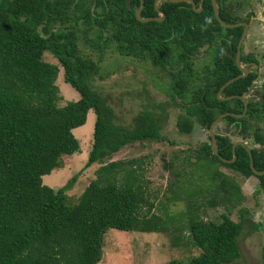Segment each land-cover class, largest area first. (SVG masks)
Listing matches in <instances>:
<instances>
[{"label": "trees", "instance_id": "trees-1", "mask_svg": "<svg viewBox=\"0 0 264 264\" xmlns=\"http://www.w3.org/2000/svg\"><path fill=\"white\" fill-rule=\"evenodd\" d=\"M143 19L160 17L155 0H143ZM221 20L228 25L249 22L240 18L244 0H215ZM193 3L197 12L193 9ZM140 0H0V264H98L102 258L103 237L110 229L122 232L168 233L169 214L163 204L161 214L144 196L132 171L119 170L110 162L97 172L75 204L67 193L78 178L72 177L56 190L43 185L42 178L58 167L63 155L79 152L73 130L85 125L93 111V141L85 168L105 164L125 146L136 142H169L162 134L168 103L151 106L137 114L131 128L115 123V111L95 88L99 69L81 56L79 38L100 49L114 43L118 52L153 65L170 75L166 85L168 99L184 110L177 118L180 133L191 134L194 123L208 131L220 115H227L226 134H216L218 156L209 143L195 153L200 163L210 168L208 189L220 194L223 204L236 207L244 196L236 182L220 172L224 167L243 176L255 177L264 194V175L250 168V156L227 135L251 137L264 147V84L256 101L244 103L239 97L249 93L257 73L232 82L220 98L219 90L242 72L236 65L237 46L243 27L223 28L216 20L211 0L174 3L161 1L157 8L163 21L139 22L135 13ZM82 35V36H79ZM210 52L204 71L197 74L193 59ZM49 53L57 64L43 60ZM264 59V54H263ZM240 64H257L253 56H242ZM65 83L79 95L75 104L60 106L62 100L55 84L59 69ZM179 100L180 103L176 101ZM256 172H264V151H251ZM123 172L125 182L117 184ZM182 175V174H181ZM171 203L187 201L189 231L202 254L188 264H232L239 259L237 238L243 220L232 221L222 215L218 223L206 221L205 205L216 207L215 198L196 208L189 198L201 195L191 185L177 187ZM181 192L185 197L181 196ZM201 212V213H200ZM247 214V213H246ZM166 264H182L170 261Z\"/></svg>", "mask_w": 264, "mask_h": 264}, {"label": "rangeland", "instance_id": "rangeland-1", "mask_svg": "<svg viewBox=\"0 0 264 264\" xmlns=\"http://www.w3.org/2000/svg\"><path fill=\"white\" fill-rule=\"evenodd\" d=\"M242 5L240 18L248 19L250 13L253 15L249 18L250 25L242 45V56H253L257 60L256 65L251 64L248 68L249 72L257 73V80L244 97L247 101H256L264 84V0H244ZM78 49L82 57L96 63L99 72L94 88L115 111L117 125L131 128L137 114L151 110L154 104L168 103L162 134L173 142H136L122 148L106 160L105 164L95 163L85 168L92 147L95 123V115L93 111H89L85 125L73 130L79 143V152L61 156L58 167L42 178L43 185L56 190L79 174L73 189L67 193L69 203L75 204L89 183L97 178L96 172L102 166L119 162L122 164L119 170L132 171V175L137 177L144 196L153 204V212L161 214L163 204L167 207L170 216L168 233L110 229L103 237L102 258L98 264H166L170 261L188 264L187 262L200 256L202 251L195 245L188 227L187 201L171 203L175 192H179L177 187L181 185H191L193 189L187 193L194 191V188L200 192L201 195L188 200L195 208L213 198L218 201L216 207L205 205L200 209L201 212L205 211L204 215H200L206 221L218 223L222 215H228L234 222L243 220V228L237 238L240 257L232 264H264V194L257 192L258 181L255 177L245 179L230 169L218 168L238 184L244 196V201L234 208L230 204L221 203L220 194L216 196L208 189L210 181L207 175L210 168L201 163L196 167L187 161L190 159L191 162H196V151L202 144L209 143L208 131L194 123L191 134L179 132L176 127L177 118L185 112L165 94L166 85L171 83L170 75L149 60L119 53L112 42L97 49L80 37ZM211 54L208 51L193 59V69L197 74L203 73ZM43 60L57 64L49 53L44 54ZM241 67L247 68L243 64ZM55 84L62 98L60 106L78 102L80 95L65 83L61 68ZM176 102L180 103L179 100ZM229 130L227 135L232 141L245 143L250 151H264V147L255 145L251 137L241 139L234 136V128ZM227 132L225 121H221L213 129V135ZM189 156L191 158L188 159ZM124 177L123 172L117 176L118 185L126 183ZM181 196L185 197V194L181 192Z\"/></svg>", "mask_w": 264, "mask_h": 264}, {"label": "water", "instance_id": "water-1", "mask_svg": "<svg viewBox=\"0 0 264 264\" xmlns=\"http://www.w3.org/2000/svg\"><path fill=\"white\" fill-rule=\"evenodd\" d=\"M161 1H171V2H174V3H182V2H192V0H155L154 2V7L156 9V12L159 13L160 17H157V18H149V19H143L141 17V12L143 10V7H144V2L143 0H140L141 2V6L140 8L136 11L135 13V17L136 19L139 21V22H142V23H147V22H151V21H158V22H161L164 20L165 18V15L160 12L157 8V5L159 2ZM203 1L204 0H201V8H202V4H203ZM212 1V7H213V10H214V13H215V17H216V20L218 21V23L223 27V28H228V29H232V28H238V27H243V32L241 34V37H240V40H239V43H238V46H237V55H236V65L238 67V69L242 72V74L240 76H237L235 77L234 79L228 81L224 86L221 87V89L219 90L217 96L220 100H223V101H230V100H233L236 98V96H232V97H227V98H220V94L221 92L227 87L229 86L232 82L236 81V80H239L241 78H245L247 77V75L249 74V69L247 68H242L241 67V64H240V57H241V47L243 45V42L244 40L246 39V35H247V32H248V29H249V25H250V21L247 23V22H241V23H237V24H234V25H228V24H225L220 16H219V10H218V7H217V4L215 2V0H211ZM193 9L197 12H200L201 9L199 10H196V7H195V4L193 3ZM240 100L243 101L244 103V111L242 113V115L240 117H244L246 115V112H247V108H248V103H247V100L245 99V97H239ZM227 115H233L234 117H237L236 115L234 114H231V113H227V114H222L220 115L216 120H214L212 122V124L210 125L209 129H208V136L211 138V150H212V153L215 155V156H218L219 157V154H218V149H217V144H216V140H215V136L213 135V129L214 127L220 123ZM243 146L246 151L248 152L249 156H250V168L251 170L253 171V173L256 175V176H259V175H264V172H256L254 170V167H253V159H252V153L251 151L249 150V148H247V146L245 145V143L241 142V141H237V142H234L233 145H232V153H233V160L232 161H225L223 160L222 158H220V160L224 161V162H233L235 160V148L236 146Z\"/></svg>", "mask_w": 264, "mask_h": 264}]
</instances>
